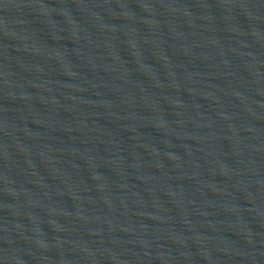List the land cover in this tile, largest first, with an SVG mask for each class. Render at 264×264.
Returning <instances> with one entry per match:
<instances>
[{
    "label": "water",
    "instance_id": "1",
    "mask_svg": "<svg viewBox=\"0 0 264 264\" xmlns=\"http://www.w3.org/2000/svg\"><path fill=\"white\" fill-rule=\"evenodd\" d=\"M0 264H264V0H0Z\"/></svg>",
    "mask_w": 264,
    "mask_h": 264
}]
</instances>
